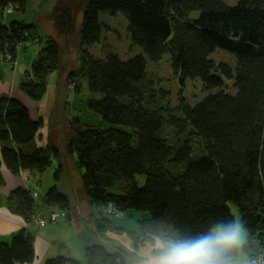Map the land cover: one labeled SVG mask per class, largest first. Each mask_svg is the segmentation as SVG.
I'll use <instances>...</instances> for the list:
<instances>
[{
    "label": "trees",
    "instance_id": "1",
    "mask_svg": "<svg viewBox=\"0 0 264 264\" xmlns=\"http://www.w3.org/2000/svg\"><path fill=\"white\" fill-rule=\"evenodd\" d=\"M27 1L0 0V77L12 63L9 58H16L23 35L35 26L34 19H7L25 9ZM85 1L83 49L100 42L103 12H121L133 48L142 47L151 61L169 54L181 86L200 81L205 92L196 101L181 93L172 102L169 91L149 77L142 53L83 56L84 85L76 84V89L89 93L86 107L100 117V124L77 120L66 147L87 190V219L97 224L96 233L105 238L123 229L135 242L162 240L172 247L200 248L212 264H232L243 250L250 255L249 264L252 258L264 264V0ZM45 38L44 51L34 56L21 84L34 99L44 94L47 76L61 56L54 35L48 32ZM220 48L235 54V66L213 57ZM226 78L233 80L232 90L226 88ZM41 124L20 100H0L3 161L14 172L35 174L38 185L59 158V147L50 140L38 146ZM61 175L54 171V184L39 196L12 192L26 220L35 214L37 223L49 209L71 218V198L58 186ZM140 175L146 178L142 185ZM232 203L246 230L241 244L234 236L238 224ZM119 210L141 233L114 219ZM161 249L171 253V248ZM131 255L102 240L94 244L89 263L130 264ZM35 258L34 237L25 229L11 242L0 241V264ZM44 264L81 262L57 255Z\"/></svg>",
    "mask_w": 264,
    "mask_h": 264
},
{
    "label": "rangeland",
    "instance_id": "2",
    "mask_svg": "<svg viewBox=\"0 0 264 264\" xmlns=\"http://www.w3.org/2000/svg\"><path fill=\"white\" fill-rule=\"evenodd\" d=\"M226 1L235 3L237 0ZM85 2V0H28L25 9L15 10L12 14H8L7 19L14 16L22 17L26 19V21L34 19L35 26L33 31H30L29 34L23 35L22 40L18 45L16 58H12V61H10L11 58L8 57V62H12L11 65H6L4 67L7 68L5 76L19 78L18 82H20V88H22L21 84L24 81L23 79L28 76V70L31 68L30 65L34 58L33 53L36 52L37 57L46 47L47 38H45V36L50 32L57 39L61 51L59 66L47 76L46 87L43 89L44 94L36 99V118L42 121L37 140L39 142L41 141L38 143V146H44L50 140L53 144L59 147V158L56 157L52 166L45 172L42 178H54L53 175L56 170L62 171L61 178H74L75 182L80 178V183L77 182L71 192L73 195L72 201L75 203L73 214L71 218H65L66 222L79 227H84V221L81 220L85 219V214L90 210L88 204L89 201L79 168L71 154L67 152L66 146L72 135L74 123H79L77 120L92 125L100 124V117L89 111L86 107L85 103L89 97V93L85 90L78 91L76 89L78 88L76 84L81 86L84 85V67L81 71V65H83L82 62L84 59L83 56L90 54L94 57H105L110 52H116L121 55L142 53L147 60L149 77L154 83L163 86L169 91L172 102H176L181 93L191 101H196L205 93L200 81L195 82L188 80L185 83V87L181 86L177 76L172 70L169 54H166L159 61H151L144 53L142 47L136 46V48H133L130 44L127 33V21L121 12L116 14L103 12L100 17V20L103 23L100 42L89 47L84 46L85 48L83 49L80 40V27L82 24ZM65 8H68V11L70 12V17L68 19H62V17H60ZM7 11L11 12V9H8ZM195 13L197 14V12ZM60 19L65 21L63 23H58ZM213 57L217 61H224L231 66H235L236 64L235 54L228 50L220 48L215 52ZM4 74L5 73L3 72V75ZM31 78L32 77H28V79H26L30 80ZM232 82V79L226 78V88L228 90H232ZM38 110H41L42 115L41 113H37ZM145 179L146 178L143 175L138 176V181L141 185L143 184V181L145 182ZM58 186H61V181L58 183ZM33 194L34 196L40 195L38 191ZM231 207L236 215L238 224L234 236L241 244L245 239L246 230L241 224L238 207L233 203L231 204ZM47 211L48 212L41 214L37 220L42 218L47 220V217L49 215L51 216V213L53 215L55 210L49 209ZM131 212H134V215L138 214L137 211L134 210H131ZM128 216L129 215L126 211L123 212L119 210L116 212L114 219L123 224V226H127L131 230H136L141 233V231H138V228H135L134 221ZM33 219L35 221H33ZM33 219L28 221H31L32 224H36V226L42 228L61 223L60 219L62 220L63 217H58L54 222H51L48 219L46 224H41L39 221L36 223L35 214ZM90 227L94 229V233L98 229L96 223H94L93 226L90 225ZM127 232L128 231H123V229H118V232L113 233L117 234L116 239L119 243L124 245V247L141 250L142 255H144L143 248L147 243L139 242L138 240L135 244L130 243L129 239L133 236L128 235ZM124 233L126 235H124ZM88 234L84 233V236L88 237ZM93 239L94 243V241H99L100 238ZM59 240H64V238H60ZM82 240L84 241L80 242L78 240L77 245L82 251H84L89 248L87 246L92 242V239L86 238ZM149 244L154 246V254L159 256L163 255V250L160 248V244H155L152 241H150ZM55 246L56 245H52L51 250H55ZM87 251L90 250L88 249ZM242 251L243 250H241V252ZM134 252V250L130 252L132 254L130 264L132 261L133 264L141 263L137 257L133 256ZM81 259H83L81 264H90L83 254L81 255Z\"/></svg>",
    "mask_w": 264,
    "mask_h": 264
},
{
    "label": "crops",
    "instance_id": "3",
    "mask_svg": "<svg viewBox=\"0 0 264 264\" xmlns=\"http://www.w3.org/2000/svg\"><path fill=\"white\" fill-rule=\"evenodd\" d=\"M68 12V8L63 9V13L60 15V17H62V19H68ZM62 19H60L58 23H63L65 21ZM33 55L35 56L36 52H34ZM6 69L7 68H4L3 71L5 74H2V76L0 77V100L3 98H16L23 104H25L29 108L32 116L36 118V99L30 97L26 93V91L20 88V82H18L19 78L17 79L13 78L12 76H5ZM37 113H41L42 115L41 110H38ZM1 147L2 143L0 142V241L11 242L12 237L16 233H18L22 229H25L33 235L36 248V258L33 261L15 264H44L46 258L57 255H66L68 257L77 259L82 263V254L85 258H87L89 262V256L94 247V244L102 240L107 241L110 246L119 245L130 252L134 250L135 252L133 256L137 257L139 261H141V263L137 262L138 264H161L174 262H183L187 264H212L209 256L206 255V253H203L202 249L200 248H182L180 246L172 247L170 246V243H166L162 240H157L155 244H160V248H171V253H163V255L159 256L153 253L154 246L149 244V242L147 241L145 242L147 243L146 246L143 248L144 255H142L141 250L126 248L124 247V245L119 243V241L116 239L117 234L113 233L118 232V230L109 232V235L103 238L98 233H94V229L90 227V225L93 226L94 223L92 224V222L87 219V216L91 210L89 203L88 204L90 210H88V213L85 214V219H80L81 221H84V227L70 224L66 222L65 218H63L64 220L60 219L61 223L58 222L59 224H53L50 226L39 228L38 226H36V224H32L31 221L26 220L24 218V215L18 211L16 203L17 199L11 194L15 190L19 189L34 193L38 191L39 194H42L52 184H54V180L53 178H42L41 185H38L36 183L35 174L26 170H20L19 172L12 171L6 166L3 161V157L1 155ZM79 180H77V182L80 183ZM77 182H75L74 178H62L60 186V189L65 191L71 198L73 208L75 203L74 201H72L73 195L71 194V192L73 191L74 186ZM84 233H89V236H84ZM124 235L126 234L124 233ZM60 238H64V240H59ZM86 238L92 239V242L87 246L89 247L88 249L90 251H87L88 249L82 251L77 245L78 240L81 242L84 241L82 239ZM93 238L100 239L99 241L97 240L93 243ZM129 242L135 244V241L132 237L129 239ZM52 245H56L55 250H51ZM197 250L201 251L200 257H197V253H199L197 252ZM249 259V253L246 251H242L240 252L237 260L232 264H249ZM131 264H133V261Z\"/></svg>",
    "mask_w": 264,
    "mask_h": 264
},
{
    "label": "built area",
    "instance_id": "4",
    "mask_svg": "<svg viewBox=\"0 0 264 264\" xmlns=\"http://www.w3.org/2000/svg\"><path fill=\"white\" fill-rule=\"evenodd\" d=\"M59 215H60V213L59 212H57V211H54L53 212V215H52V213H51V216L49 215L47 218L51 221V222H53V221H55L58 217H59ZM47 219V220H48ZM47 220H45V219H39L38 221L42 224H46L47 222ZM259 259H256V258H252L251 259V263L252 264H261L259 261H258Z\"/></svg>",
    "mask_w": 264,
    "mask_h": 264
},
{
    "label": "water",
    "instance_id": "5",
    "mask_svg": "<svg viewBox=\"0 0 264 264\" xmlns=\"http://www.w3.org/2000/svg\"><path fill=\"white\" fill-rule=\"evenodd\" d=\"M67 16L70 17V12L67 13Z\"/></svg>",
    "mask_w": 264,
    "mask_h": 264
}]
</instances>
